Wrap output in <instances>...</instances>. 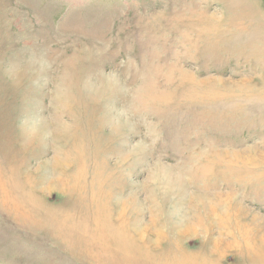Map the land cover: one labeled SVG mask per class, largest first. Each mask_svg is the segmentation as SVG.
Here are the masks:
<instances>
[{"label": "rangeland", "instance_id": "obj_1", "mask_svg": "<svg viewBox=\"0 0 264 264\" xmlns=\"http://www.w3.org/2000/svg\"><path fill=\"white\" fill-rule=\"evenodd\" d=\"M0 264H264V0H0Z\"/></svg>", "mask_w": 264, "mask_h": 264}]
</instances>
